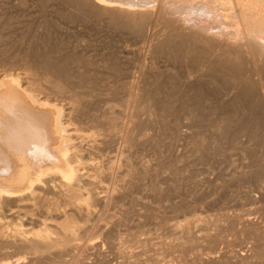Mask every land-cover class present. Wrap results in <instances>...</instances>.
Wrapping results in <instances>:
<instances>
[{"label":"bare ground","instance_id":"obj_1","mask_svg":"<svg viewBox=\"0 0 264 264\" xmlns=\"http://www.w3.org/2000/svg\"><path fill=\"white\" fill-rule=\"evenodd\" d=\"M255 195L264 0H0V264H264Z\"/></svg>","mask_w":264,"mask_h":264},{"label":"rangeland","instance_id":"obj_2","mask_svg":"<svg viewBox=\"0 0 264 264\" xmlns=\"http://www.w3.org/2000/svg\"><path fill=\"white\" fill-rule=\"evenodd\" d=\"M203 177V176H202ZM205 178H209L212 182H214L213 184H218V182H216L215 181V179L212 177V176H209V175H205L204 176ZM220 183V182H219ZM206 185L207 184H204V186H202V190H207L206 189ZM204 187V188H203ZM259 198V199H258ZM212 199H213V196H209V198L207 197L206 198V200H204V201H202V202H194V203H192L191 204V209H189V213H195L196 215H198L199 217H208V216H212V215H215V213H220V212H222L223 211V209H224V212H228V213H245L246 212V210H247V212H248V214H247V217L248 218H252V216H254V218L255 217H264V213H263V211L260 209V208H262L263 210H264V199H261L260 197H258V196H254V197H251V198H245V199H243V200H241L240 202H238V204H241V205H237V204H235V203H230V204H227V205H225V206H223V207H221L220 205H216V206H211V204H210V202L212 201ZM252 199H255V200H252ZM244 200H246V201H244ZM251 200V201H250ZM209 201V202H208ZM244 201V202H243ZM255 201V202H254ZM262 201V203H260ZM191 202H193V201H191ZM208 202V203H207ZM247 202V204H245ZM249 202V203H248ZM206 203V204H205ZM256 203V204H255ZM194 204V205H193ZM203 204H205V205H203ZM234 204V205H233ZM202 205V206H201ZM208 205V206H207ZM241 209V208H243V209H238V207ZM260 205V206H259ZM263 207H262V206ZM217 206H218V208H217ZM230 206H232V207H230ZM234 206H235V209H234ZM242 206V207H241ZM221 207V209H222V211H220L219 210V208ZM225 207V208H224ZM227 207H229V208H227ZM195 208H197V209H195ZM207 208H208V210H207ZM217 208V209H216ZM227 208V209H226ZM236 208H237V210H239V211H237L236 210ZM195 209V210H194ZM225 209H226V211H225ZM259 209H260V211H259ZM191 210H192V212H191ZM194 210V211H193ZM218 212H217V211ZM228 210V211H227ZM230 210H232V211H230ZM233 210H234V212H233ZM235 210H236V212H235ZM252 211L251 213L253 214H251L250 216H249V214H250V212L249 211ZM220 211V212H219ZM245 211V212H244ZM258 211V212H257ZM246 212V213H247Z\"/></svg>","mask_w":264,"mask_h":264}]
</instances>
